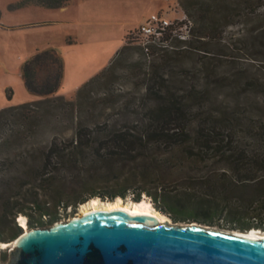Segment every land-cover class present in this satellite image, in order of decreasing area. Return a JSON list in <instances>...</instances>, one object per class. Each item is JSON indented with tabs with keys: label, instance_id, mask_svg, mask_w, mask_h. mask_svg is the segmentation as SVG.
Listing matches in <instances>:
<instances>
[{
	"label": "trees",
	"instance_id": "16d2710c",
	"mask_svg": "<svg viewBox=\"0 0 264 264\" xmlns=\"http://www.w3.org/2000/svg\"><path fill=\"white\" fill-rule=\"evenodd\" d=\"M180 4L190 23L186 43H200L194 46L204 52L200 82L178 96L162 77L155 79L146 89L154 94L153 104L137 127H91L75 116L72 138L54 140L47 150L42 179L48 197L55 207L75 208L92 199L112 202L131 195L133 202H140L145 196L158 211L179 219L213 224L221 218L243 231H264V0ZM239 23L242 34L225 41L224 33ZM204 45H222L230 53L212 54ZM159 51L164 58L166 49ZM110 68L81 91L101 82ZM21 73L27 90L46 99L0 114L50 101L66 104L73 114L82 109L80 91L71 101L57 96L63 61L55 49L37 51ZM175 159L181 161L178 172L172 170ZM202 166L215 174L204 189L181 192L174 187L172 193L182 170L188 175ZM21 231L17 226L12 237Z\"/></svg>",
	"mask_w": 264,
	"mask_h": 264
},
{
	"label": "rangeland",
	"instance_id": "374dc122",
	"mask_svg": "<svg viewBox=\"0 0 264 264\" xmlns=\"http://www.w3.org/2000/svg\"><path fill=\"white\" fill-rule=\"evenodd\" d=\"M154 14L171 20L185 15L180 0H0V110L46 99L27 90L21 70L37 50L50 48L63 61L57 96L71 101L80 91L84 98L78 114L58 101L0 114V245L15 242L17 237L12 234L17 226L23 233L25 228H46L80 215L82 205L55 207L42 179L47 150L54 140L72 138L75 116L82 117L85 125L91 127H137L146 116V107L153 104L150 99L154 94H147L146 89L155 79L162 77L178 96H185L192 84L200 82L204 52L194 46L200 43L190 46L176 42L177 50L166 49L164 58L160 56L163 52L156 50L150 59L137 45V31ZM242 32L243 24L239 23L228 28L223 37L231 41ZM204 46L212 54L230 53L222 45ZM109 67L101 82L81 91ZM172 165L173 172L181 169L179 160L175 159ZM211 169L202 166L188 175L182 170L183 179L174 181L171 189H204L208 179L215 178L214 173H209ZM131 197L123 202L130 204ZM143 199L151 202L145 196ZM162 214L173 225L201 224L231 233L249 231L221 218L207 224ZM31 220L38 224L29 226ZM9 259L10 252L4 251L0 262L7 264Z\"/></svg>",
	"mask_w": 264,
	"mask_h": 264
},
{
	"label": "water",
	"instance_id": "95a60500",
	"mask_svg": "<svg viewBox=\"0 0 264 264\" xmlns=\"http://www.w3.org/2000/svg\"><path fill=\"white\" fill-rule=\"evenodd\" d=\"M14 245L7 264H264V236L161 223L126 209L25 228Z\"/></svg>",
	"mask_w": 264,
	"mask_h": 264
},
{
	"label": "built area",
	"instance_id": "2783aa9c",
	"mask_svg": "<svg viewBox=\"0 0 264 264\" xmlns=\"http://www.w3.org/2000/svg\"><path fill=\"white\" fill-rule=\"evenodd\" d=\"M136 37L137 45L150 59L153 56V50H174L177 49L176 42L186 43L191 37L190 23L186 15L171 20L166 16L154 14L137 31Z\"/></svg>",
	"mask_w": 264,
	"mask_h": 264
},
{
	"label": "bare ground",
	"instance_id": "6f19581e",
	"mask_svg": "<svg viewBox=\"0 0 264 264\" xmlns=\"http://www.w3.org/2000/svg\"><path fill=\"white\" fill-rule=\"evenodd\" d=\"M99 209H101L103 211L110 210V209H126V210L133 211L134 213L153 215V216L157 217L161 223H165L168 221L167 217L164 214L158 212L153 207L151 202H149L145 199H142L140 202H131L130 204H125L121 198H118L112 202H103V201H100L99 199H92L88 203L82 205L81 212H80L79 216H82V215H84L88 212H91L93 210H99ZM23 221H24V219H22V222ZM23 223H25V222H23ZM249 233H250L251 237H262V236H264V232L259 231L258 229H251L245 234L249 235ZM14 248H15L14 243L1 242L0 257L4 251L11 252L12 250H14ZM0 264H1V262H0Z\"/></svg>",
	"mask_w": 264,
	"mask_h": 264
},
{
	"label": "crops",
	"instance_id": "0c3cea01",
	"mask_svg": "<svg viewBox=\"0 0 264 264\" xmlns=\"http://www.w3.org/2000/svg\"><path fill=\"white\" fill-rule=\"evenodd\" d=\"M37 51H39V50H37Z\"/></svg>",
	"mask_w": 264,
	"mask_h": 264
}]
</instances>
